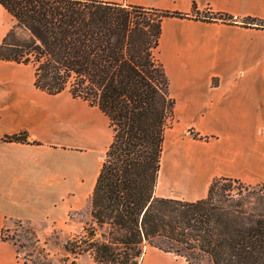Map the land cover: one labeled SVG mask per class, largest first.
I'll list each match as a JSON object with an SVG mask.
<instances>
[{
	"label": "crops",
	"instance_id": "crops-1",
	"mask_svg": "<svg viewBox=\"0 0 264 264\" xmlns=\"http://www.w3.org/2000/svg\"><path fill=\"white\" fill-rule=\"evenodd\" d=\"M97 1L186 16L161 21L157 58L175 124L165 130L155 196L194 202L215 178L264 184V29L243 24L264 21V0ZM210 14L232 22L203 21ZM15 25L0 5V44ZM34 79L31 65L0 59V264H28L3 238L13 221L41 226L89 204L112 140L97 107L67 90L48 94ZM24 132L27 142L4 140ZM75 264L96 263L88 255ZM138 264L189 263L145 245Z\"/></svg>",
	"mask_w": 264,
	"mask_h": 264
},
{
	"label": "trees",
	"instance_id": "trees-1",
	"mask_svg": "<svg viewBox=\"0 0 264 264\" xmlns=\"http://www.w3.org/2000/svg\"><path fill=\"white\" fill-rule=\"evenodd\" d=\"M15 19L0 59L34 68V85L67 90L109 120L112 140L90 196L95 224L67 243L96 264H138L145 245L211 264H264V184L215 178L194 202L156 197L165 130L173 118L169 80L157 58L161 21L185 15L97 0H0ZM203 21L232 22L222 14ZM244 25L264 29V21ZM18 29L29 40L18 38ZM195 139H202L191 131ZM27 134L5 137L27 142ZM97 229H105L99 237ZM77 249V251H76ZM193 258V256H192Z\"/></svg>",
	"mask_w": 264,
	"mask_h": 264
},
{
	"label": "rangeland",
	"instance_id": "rangeland-1",
	"mask_svg": "<svg viewBox=\"0 0 264 264\" xmlns=\"http://www.w3.org/2000/svg\"><path fill=\"white\" fill-rule=\"evenodd\" d=\"M17 34L19 39L29 40L26 31L18 29ZM174 124L173 117L168 127ZM60 214L61 217L41 226L13 221L2 233L3 238L14 245L17 256L28 264H75L79 258H88V254L77 256L67 251L65 246L72 243L71 247H75L74 239L82 236L85 229L95 226L90 215V201L86 206L82 205L81 209L69 212L68 216L63 211ZM103 232L105 229L96 228L97 237ZM182 254L191 255L190 261L193 264H211L207 257L197 255L196 252L184 251Z\"/></svg>",
	"mask_w": 264,
	"mask_h": 264
}]
</instances>
